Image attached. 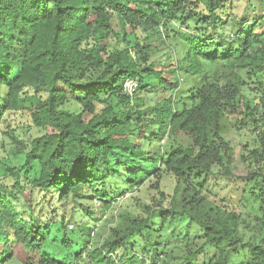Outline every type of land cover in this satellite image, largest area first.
<instances>
[{
  "label": "trees",
  "instance_id": "1",
  "mask_svg": "<svg viewBox=\"0 0 264 264\" xmlns=\"http://www.w3.org/2000/svg\"><path fill=\"white\" fill-rule=\"evenodd\" d=\"M236 1L0 0V126L19 112L42 131L27 151L16 147L13 158L24 161L0 179V264H161L160 239L181 218L202 244L179 264H264V241L237 233L242 214L207 197L213 169L223 168L264 230V174L243 144L249 173L232 176L224 138L240 133V121L256 131L264 123V94L244 102L242 118L235 102L241 73L264 62V0H243L241 15ZM157 45L167 55L154 61ZM230 116L236 123L224 130ZM167 175L170 194L160 182ZM146 184L156 208L120 217L99 247H90L93 229L80 227L82 250L64 260L49 253L52 237L73 249L62 215L71 222L78 202L108 210ZM204 248L214 253L195 262Z\"/></svg>",
  "mask_w": 264,
  "mask_h": 264
},
{
  "label": "rangeland",
  "instance_id": "2",
  "mask_svg": "<svg viewBox=\"0 0 264 264\" xmlns=\"http://www.w3.org/2000/svg\"><path fill=\"white\" fill-rule=\"evenodd\" d=\"M244 10L245 3L243 0L236 1L234 13L241 15ZM125 31L130 34L129 27H126ZM157 47V52L154 51L155 53H153L152 56V60L154 61L167 55V50L163 49V46L157 45ZM263 57L264 54L262 58ZM179 75V77H182L181 73H179ZM226 76L228 75L226 74ZM241 77L243 86L240 94H238L235 100L236 106L239 108L238 117L240 118H242L241 113L244 110V102L251 101L255 97H261L264 94V62H261L255 67H247L241 73ZM68 107L70 109L77 108L71 102ZM260 114V117L264 120L262 112H260ZM5 119V123L0 126V179L6 175V171L9 168L23 163V155L13 158L16 147L18 146L20 150H22V147H26L24 151H27L30 141L42 134V131L32 126L28 115L19 112H11L6 114ZM234 123H236V119L230 116L227 117V119H223L221 125L224 130H229ZM242 125L240 121L238 123V126H241L239 134L236 130H232L229 134L224 136L225 140L230 143L233 152V163L230 168V173L232 176L238 178H243L249 173L248 168L240 160V151L243 144H245L247 147L244 153L248 162L256 171L258 170L264 174V138L261 139V134L264 133V123L257 131L255 126L250 123L245 124V127ZM222 170L223 168L217 167L213 169L216 178L210 180L212 192L207 194V197H209L210 200L213 199L212 202H215L217 205L227 206L236 214H242L240 223L237 227V233L243 237L245 242L264 241V230H261L259 224L255 222V214H248L242 204V201L244 203L246 202L242 200L239 195V191L243 185L232 178H223L222 175H220ZM160 182L163 190L167 194L172 193L171 189L175 181L171 176H164ZM20 194L21 202L18 204V209L21 212L22 208H24L22 200L25 202L29 201V195L28 191L21 192ZM156 199V192L148 189V185L146 184L133 194L126 193L123 198L117 200L108 210H103L100 203L97 201L82 203V205H84L83 208H81L82 205L78 202L77 205L74 206L73 220H71V222H67V220H69L68 215H62L65 217L64 224H66L67 227L66 237L71 241L73 249L68 251L62 249L60 239L52 237L49 241L48 251L50 254L54 252L56 258L64 260L68 255L72 257L73 254L82 250L83 238H86V235L82 236L79 232L80 227L87 230L90 229V231L93 229L94 236L91 237V233L89 234L90 247L92 249L99 247L108 238L110 231L114 227H117V225L119 226L120 219H122L120 217L129 212L131 213V211L140 213L144 206L156 208L158 204ZM249 202L251 201L248 200L247 204ZM54 219L57 222L52 226L53 230L59 228L61 224V220H59L58 217L54 216ZM68 225H71L72 229H69ZM173 228L174 230L171 235L170 233H166L160 239L163 244L161 256L159 258L161 264H179L189 251L196 250L202 244V241L196 238V227L190 224L185 218H181L176 226L173 225L172 229ZM84 233L88 234L87 231H84ZM197 251L198 254L194 257V261L198 263H201L207 256V258H210L211 254L214 253L213 248L205 249V252H199L200 250ZM243 256L247 259L249 256L248 252L243 251ZM10 264L19 263L14 261Z\"/></svg>",
  "mask_w": 264,
  "mask_h": 264
},
{
  "label": "built area",
  "instance_id": "3",
  "mask_svg": "<svg viewBox=\"0 0 264 264\" xmlns=\"http://www.w3.org/2000/svg\"><path fill=\"white\" fill-rule=\"evenodd\" d=\"M262 15H264V12L262 13ZM135 88V83L134 82H127L125 83L124 85V90L127 92V93H131L133 91V89ZM69 229H72V226L69 225L68 227ZM94 236V231L91 232V237Z\"/></svg>",
  "mask_w": 264,
  "mask_h": 264
}]
</instances>
